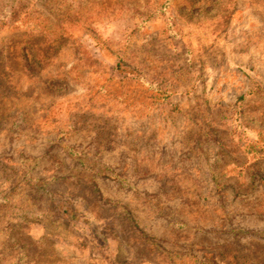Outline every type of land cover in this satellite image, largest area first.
Here are the masks:
<instances>
[{
	"label": "rangeland",
	"instance_id": "rangeland-1",
	"mask_svg": "<svg viewBox=\"0 0 264 264\" xmlns=\"http://www.w3.org/2000/svg\"><path fill=\"white\" fill-rule=\"evenodd\" d=\"M0 264H264V0H0Z\"/></svg>",
	"mask_w": 264,
	"mask_h": 264
}]
</instances>
